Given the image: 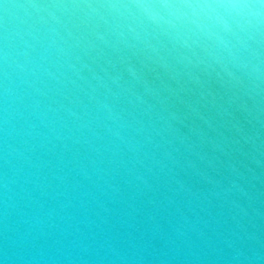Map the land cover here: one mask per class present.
<instances>
[{"label": "water", "instance_id": "95a60500", "mask_svg": "<svg viewBox=\"0 0 264 264\" xmlns=\"http://www.w3.org/2000/svg\"><path fill=\"white\" fill-rule=\"evenodd\" d=\"M170 2L203 5L228 0ZM131 3L0 0V180L12 175L2 159L5 142L23 147L25 141L36 146L44 160L75 157L73 162L85 165L97 160L121 184L125 197L131 191L125 183L129 169L157 187L155 196L170 194L168 184L155 179L157 161L191 188L194 197L221 192L240 173L246 193V201L240 203L264 238V108L258 88L244 94L247 83L236 76L240 72L235 67L253 53L264 58V42L250 39L234 26L232 33L221 30L210 19L209 9L202 7L179 9L184 16L175 30L155 29L144 25L134 9L122 7ZM216 11L225 14L224 9ZM161 13L168 18V10ZM193 19L214 35L196 30ZM179 39L187 43L180 44ZM97 101L120 113L122 127L108 118ZM237 105L243 113L239 122ZM29 124L35 125L31 137L24 135ZM109 128L119 131L122 139ZM41 144L52 152L40 148ZM152 196L136 201L141 229L144 215L152 211L146 202ZM4 199L0 189V233L4 223L14 219ZM197 203L192 207L200 213ZM109 207L114 220L121 216L122 204ZM176 207L185 209V200L177 198ZM208 207L226 220L230 216L227 205L216 198ZM174 217V209L158 216L165 228ZM228 227L221 225L217 231ZM0 258L13 264L7 255ZM79 264H98V260L91 255ZM144 264L232 262L225 251L222 258L206 255L199 261H186L182 254L162 259L148 256ZM256 264H264V249Z\"/></svg>", "mask_w": 264, "mask_h": 264}, {"label": "clouds", "instance_id": "9594fccd", "mask_svg": "<svg viewBox=\"0 0 264 264\" xmlns=\"http://www.w3.org/2000/svg\"><path fill=\"white\" fill-rule=\"evenodd\" d=\"M122 7L134 9V14L144 25L161 30L176 29V22L184 16L179 9L202 7L209 9L210 19L221 30L232 33L234 26L240 32L248 33L250 39L258 37V43L264 42V3L254 0L203 5L170 0H132L130 5ZM217 8L224 9L225 14L217 12ZM161 9L168 10L167 19ZM191 23L196 30L214 35L197 20L193 19ZM177 42L187 43L182 39ZM235 67L240 72L236 76L247 83L244 94L258 88L259 102L264 108V58L253 53L250 58L237 61ZM128 72L136 76L133 68L129 67ZM96 103L107 111L113 123L122 127L118 123L120 113L102 101ZM235 111L239 113V122L243 113L238 105ZM34 129L35 125L29 124L24 135L31 137ZM108 131L122 139L119 131L112 128ZM40 148L52 152L43 144ZM164 156L170 158V153L165 152ZM2 159L11 168L12 175H5L0 180V189L5 197L4 206L11 209L14 219L11 224L5 222L3 233H0V256L7 255L13 264H58L60 261L79 264L91 255L97 257L98 264L105 261L108 264H144L148 256L162 259L170 254H182L186 261H199L206 255L222 258L225 251L230 253L232 264H256L261 249H264V238L254 230L246 207L240 203L246 196L245 188L239 182L240 173L221 192L194 197L191 188L157 161L159 175L155 179L166 182L170 194L155 196L157 187L129 169L130 178L125 183L131 191L125 197L121 184L99 167L97 160H91L87 165L73 162L75 157L69 161L61 157H56L55 161L44 160L37 154L36 146L28 141L23 147L5 142ZM148 171L152 172V169ZM149 193L153 196L146 202L152 211L144 215L141 229L137 224L140 209L136 201ZM177 198L185 200V209L176 207ZM211 198L227 205L230 212L227 220L215 215L208 207ZM194 201L199 202L196 207L204 215L195 212ZM112 203L123 206L121 216L115 220L109 207ZM170 209H174L175 217L165 228L158 216ZM189 212L193 214L191 217ZM224 224L229 227L217 231ZM0 264H4L2 258Z\"/></svg>", "mask_w": 264, "mask_h": 264}, {"label": "snow or ice", "instance_id": "6c2138e0", "mask_svg": "<svg viewBox=\"0 0 264 264\" xmlns=\"http://www.w3.org/2000/svg\"><path fill=\"white\" fill-rule=\"evenodd\" d=\"M259 2L264 3V0H259Z\"/></svg>", "mask_w": 264, "mask_h": 264}]
</instances>
